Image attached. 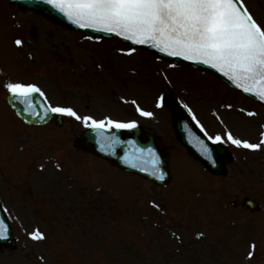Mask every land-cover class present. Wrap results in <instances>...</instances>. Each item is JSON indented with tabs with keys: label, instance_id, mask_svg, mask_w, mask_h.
Instances as JSON below:
<instances>
[{
	"label": "rangeland",
	"instance_id": "rangeland-1",
	"mask_svg": "<svg viewBox=\"0 0 264 264\" xmlns=\"http://www.w3.org/2000/svg\"><path fill=\"white\" fill-rule=\"evenodd\" d=\"M245 3L264 25V0ZM121 49L128 46L90 40L0 0V201L16 237L0 249V264H264V145L253 151L227 140L231 132L260 143L264 109L202 71ZM9 82L35 83L47 103L82 117L136 121L171 145L173 182L160 189L92 162L73 145L82 120L59 114L62 127L24 126L7 109ZM164 94L228 144L224 176L204 171L175 140L172 112L157 106ZM137 105L154 115L141 116ZM247 195L260 201L258 213L230 204ZM35 230L46 239L33 240Z\"/></svg>",
	"mask_w": 264,
	"mask_h": 264
},
{
	"label": "snow or ice",
	"instance_id": "snow-or-ice-1",
	"mask_svg": "<svg viewBox=\"0 0 264 264\" xmlns=\"http://www.w3.org/2000/svg\"><path fill=\"white\" fill-rule=\"evenodd\" d=\"M45 3L81 29L114 34L133 45H147L170 57L209 65L245 93H252L264 101V25L257 21L245 0H45ZM15 43L20 46L23 41L17 39ZM136 50L130 47L121 49V52L131 56ZM5 87L14 99L26 105L25 111L37 118L41 116L32 102L35 94L47 100L40 86L35 83L9 82ZM163 99L159 98L158 107L163 105ZM132 103L136 104V101ZM184 107L192 113L188 105ZM137 111L144 117L154 115L139 105ZM49 113L82 120L85 126L101 135L107 129L137 127L136 121L122 122L111 118L97 120L91 116L82 117L72 107L46 103L43 116ZM192 118L196 120L194 113ZM196 122L200 123L199 120ZM222 139L220 135H208V140L213 143H219ZM227 140L237 147L253 151L260 150L264 145V139L260 143H251L235 138L231 132L227 133ZM115 142L112 140V143ZM197 144L200 151L211 159L209 146L199 138ZM148 155L153 164L152 175L163 180L159 157L151 149ZM7 233V226L0 222V238H6ZM30 236L36 241L46 239L40 230L31 232ZM255 247L253 243L247 254L249 259L253 257Z\"/></svg>",
	"mask_w": 264,
	"mask_h": 264
},
{
	"label": "water",
	"instance_id": "water-1",
	"mask_svg": "<svg viewBox=\"0 0 264 264\" xmlns=\"http://www.w3.org/2000/svg\"><path fill=\"white\" fill-rule=\"evenodd\" d=\"M13 4L19 5L22 8L41 11L45 16L51 18L53 21L62 24L63 26L79 30L84 32L87 36H116L114 34H108L104 32H98L93 29H81L77 25L73 24L70 20L67 19L62 13L53 9L50 5L45 3V0H9ZM122 40V37H118ZM127 41V40H126ZM130 42V41H129ZM131 43V42H130ZM132 44V43H131ZM141 46V45H139ZM142 47L150 50L155 53L157 56L169 60L174 63L183 64L187 66L194 67H202L207 71L213 72L214 75H217L221 78L224 83L226 82L232 88L236 90H240L245 95L247 94L254 100H258L260 103L264 105V101H261L257 96L252 93H245L241 88H238L235 84H233L227 77H225L222 73L218 72L216 69L211 68L209 65L197 64L190 61H185L182 58L178 57H170L164 53L159 52L156 49L151 48L150 46L143 45ZM9 103L15 109L20 117H22L26 123L28 124H45L52 119V113H49L46 117L43 116V106L40 100L36 99L35 96L32 98V102L37 106L36 110L41 112V116L37 118L34 115H31L29 112L25 111L26 105L22 103L18 99H14L12 95L9 97ZM57 123L60 124L61 120L57 118ZM178 130L182 136V141L187 145H191L190 140L185 139L183 130L181 127H178ZM199 136V135H198ZM81 137L85 140V142L89 145L86 149L90 150L96 156L107 159L112 165L119 167L120 169L136 173L149 181L157 183L158 185H164L168 180V166H167V158L162 153L160 148L155 143L152 136L149 134H145L139 129H115V130H106L103 135L98 133L94 129H89L88 131H84L81 133ZM112 140H115V143H112ZM197 141V138H196ZM189 144V145H188ZM211 149V159L207 156L202 155L201 152L198 151L197 147L191 148L189 146V151L199 160H201L204 165L209 168L212 172H220L221 164L220 158L225 157V152L223 148L210 145ZM151 149L156 155L159 157V167L160 170L164 173V179H158L156 176L152 175L153 164L151 161V157L148 155V150ZM137 165L133 167L132 165ZM147 169V171L142 170ZM250 204V203H249ZM0 222L6 225L4 222L3 215L0 211ZM7 226V225H6ZM8 228V227H7ZM9 238V239H8ZM11 241L10 231L8 229V233L6 238H0V245H9Z\"/></svg>",
	"mask_w": 264,
	"mask_h": 264
}]
</instances>
